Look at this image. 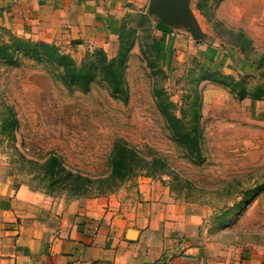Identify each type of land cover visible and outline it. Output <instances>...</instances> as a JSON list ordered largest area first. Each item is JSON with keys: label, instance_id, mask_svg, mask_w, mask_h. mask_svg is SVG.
I'll list each match as a JSON object with an SVG mask.
<instances>
[{"label": "rangeland", "instance_id": "1", "mask_svg": "<svg viewBox=\"0 0 264 264\" xmlns=\"http://www.w3.org/2000/svg\"><path fill=\"white\" fill-rule=\"evenodd\" d=\"M191 7L222 62L192 54L165 68L155 17L136 7L110 49L79 58L0 26V165L13 188L79 203L151 179L183 209L184 239L217 255L264 251V0ZM122 144L140 169L112 192L86 188Z\"/></svg>", "mask_w": 264, "mask_h": 264}, {"label": "crops", "instance_id": "2", "mask_svg": "<svg viewBox=\"0 0 264 264\" xmlns=\"http://www.w3.org/2000/svg\"><path fill=\"white\" fill-rule=\"evenodd\" d=\"M192 0H0V26L68 45L79 58L107 50L128 8L153 15L165 68L194 54L224 56L205 41ZM197 13V14H196ZM166 191L139 179L131 194L119 191L88 202L60 201L28 187L13 188L0 165V264H264V251L213 254L181 234Z\"/></svg>", "mask_w": 264, "mask_h": 264}, {"label": "trees", "instance_id": "3", "mask_svg": "<svg viewBox=\"0 0 264 264\" xmlns=\"http://www.w3.org/2000/svg\"><path fill=\"white\" fill-rule=\"evenodd\" d=\"M62 60L65 58L62 57ZM165 122L170 129L174 128L173 123L182 125L175 117H170V119L165 118ZM183 126V125H182ZM185 127V126H184ZM125 145H121L113 150L111 153L112 159L109 163V169L107 175L97 179L96 181L92 182L89 187L93 190H96L101 195L105 192H112L114 191L118 185L131 173L135 170V168H139L138 163H135L130 157H127V151L124 147ZM151 166V167H150ZM154 160L150 163H145L144 167L145 170H154Z\"/></svg>", "mask_w": 264, "mask_h": 264}]
</instances>
